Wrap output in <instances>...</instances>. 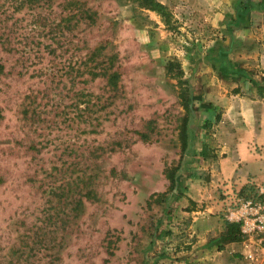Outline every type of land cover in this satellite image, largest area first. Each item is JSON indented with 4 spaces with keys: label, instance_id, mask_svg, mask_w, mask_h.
I'll use <instances>...</instances> for the list:
<instances>
[{
    "label": "rangeland",
    "instance_id": "1",
    "mask_svg": "<svg viewBox=\"0 0 264 264\" xmlns=\"http://www.w3.org/2000/svg\"><path fill=\"white\" fill-rule=\"evenodd\" d=\"M156 1L169 24L141 0H0V264H198L168 176L242 82L257 7ZM80 11L95 26L66 29Z\"/></svg>",
    "mask_w": 264,
    "mask_h": 264
},
{
    "label": "crops",
    "instance_id": "2",
    "mask_svg": "<svg viewBox=\"0 0 264 264\" xmlns=\"http://www.w3.org/2000/svg\"><path fill=\"white\" fill-rule=\"evenodd\" d=\"M252 4L257 7L247 16L252 27H244L249 28L245 39L238 36L248 46L229 53L242 82L234 86L235 94L214 92L203 111L208 128L191 162L176 176L181 220L187 217L190 222L180 228L197 240L199 257L193 263L253 264L245 260L248 250L241 241L223 243L226 223L220 215L222 194L249 188L252 182L264 185V0Z\"/></svg>",
    "mask_w": 264,
    "mask_h": 264
},
{
    "label": "built area",
    "instance_id": "3",
    "mask_svg": "<svg viewBox=\"0 0 264 264\" xmlns=\"http://www.w3.org/2000/svg\"><path fill=\"white\" fill-rule=\"evenodd\" d=\"M247 186L222 194L220 215L226 224L239 227L240 241L248 250L245 260L264 264V185L252 182Z\"/></svg>",
    "mask_w": 264,
    "mask_h": 264
},
{
    "label": "trees",
    "instance_id": "4",
    "mask_svg": "<svg viewBox=\"0 0 264 264\" xmlns=\"http://www.w3.org/2000/svg\"><path fill=\"white\" fill-rule=\"evenodd\" d=\"M143 4L153 10L156 11L167 24L171 22V17L169 14V10L166 6L163 4L157 2L156 0H141ZM83 12L80 11L81 18H64L63 22H66V29L71 30L72 27H79L80 25H84L86 28H92L96 24L95 18H92V13L90 14L89 11L84 12L85 16H82ZM77 17V16H75ZM59 27L61 25H58ZM100 49H95L93 51L92 55L95 56V53L98 52ZM95 63V60L93 61ZM111 64H113V61L111 60ZM98 63L96 62V65L94 66L93 70L90 71V76L93 80L100 78L106 80L109 84L116 86V80L118 79V73L115 71H112L113 66L109 65V68H98ZM99 69V72H96V70ZM5 71V66L0 61V78L3 75ZM262 83L264 84V76L261 78ZM0 115V119H1ZM176 172L177 170H174L169 176L168 179L170 181V190H174L176 187ZM92 191L87 192V196L91 195ZM240 241V233H239V227L237 225L233 224H226V233L225 238L223 239L224 244L232 243V242H238ZM222 248V247H221ZM220 248V249H221Z\"/></svg>",
    "mask_w": 264,
    "mask_h": 264
}]
</instances>
